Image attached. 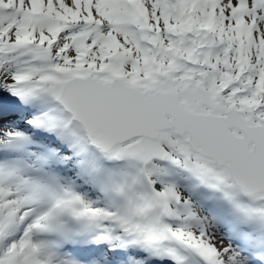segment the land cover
Here are the masks:
<instances>
[{
	"label": "snow or ice",
	"instance_id": "snow-or-ice-1",
	"mask_svg": "<svg viewBox=\"0 0 264 264\" xmlns=\"http://www.w3.org/2000/svg\"><path fill=\"white\" fill-rule=\"evenodd\" d=\"M0 264H264V0H0Z\"/></svg>",
	"mask_w": 264,
	"mask_h": 264
}]
</instances>
